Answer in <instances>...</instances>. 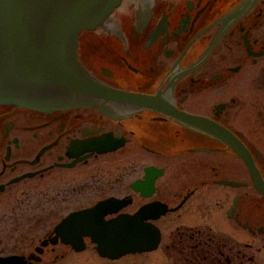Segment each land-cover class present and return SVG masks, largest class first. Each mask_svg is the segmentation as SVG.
I'll list each match as a JSON object with an SVG mask.
<instances>
[{
  "label": "flooded vegetation",
  "instance_id": "flooded-vegetation-1",
  "mask_svg": "<svg viewBox=\"0 0 264 264\" xmlns=\"http://www.w3.org/2000/svg\"><path fill=\"white\" fill-rule=\"evenodd\" d=\"M77 54L105 97L51 112L0 105V208L14 211L23 196L56 192L52 208L67 210L26 249L0 257L64 264L90 253L112 261L89 237L78 250L55 230L70 213L113 197L127 202V213L165 205L156 225L214 208L218 233L197 221L179 229L173 264H258L264 0H122L103 25L79 34ZM97 192L94 203L72 206Z\"/></svg>",
  "mask_w": 264,
  "mask_h": 264
},
{
  "label": "water",
  "instance_id": "water-1",
  "mask_svg": "<svg viewBox=\"0 0 264 264\" xmlns=\"http://www.w3.org/2000/svg\"><path fill=\"white\" fill-rule=\"evenodd\" d=\"M121 1L0 0V105L51 112L89 106L105 97L106 90L78 61V35L101 25ZM147 172L160 173L154 168ZM126 204L115 198L100 201L71 213L55 231L78 250L89 236L100 255L111 259L155 250L161 232L149 220L167 209L151 203L133 214L120 213ZM22 261L18 256L0 258V264Z\"/></svg>",
  "mask_w": 264,
  "mask_h": 264
},
{
  "label": "rangeland",
  "instance_id": "rangeland-1",
  "mask_svg": "<svg viewBox=\"0 0 264 264\" xmlns=\"http://www.w3.org/2000/svg\"><path fill=\"white\" fill-rule=\"evenodd\" d=\"M38 186L41 182L31 183ZM45 185V184H44ZM107 193V192H106ZM101 192V194H106ZM54 193H30V196H23L16 200L14 211L0 208V253L19 252L26 249L32 241H36L43 233L52 228L60 218L65 215V209H53L52 202L56 201ZM97 192L91 196H83L72 206H84L94 203L100 198ZM102 197V196H101ZM95 200V201H96ZM210 201V200H209ZM20 202V204H19ZM213 200L210 202L212 203ZM210 207H213L212 205ZM136 205L129 209L135 210ZM58 215V216H57ZM217 214L214 208L206 215H199L196 212L182 213L177 216H169L161 223H158L162 231V241L159 248L152 253L131 254L118 259L117 261L103 262L91 256L90 253L80 255L79 258L73 257L64 261V264H173L175 260L169 256L170 243L174 234L178 236L179 229L185 230V226L196 225L197 222L204 223L205 226L213 228V233L217 230ZM15 220V221H14ZM43 220V221H42ZM197 221V222H196ZM178 252H177V251ZM179 247H175V256H179ZM258 264H264V254H257Z\"/></svg>",
  "mask_w": 264,
  "mask_h": 264
},
{
  "label": "trees",
  "instance_id": "trees-1",
  "mask_svg": "<svg viewBox=\"0 0 264 264\" xmlns=\"http://www.w3.org/2000/svg\"><path fill=\"white\" fill-rule=\"evenodd\" d=\"M185 238V236H183V237H179V239H184Z\"/></svg>",
  "mask_w": 264,
  "mask_h": 264
}]
</instances>
